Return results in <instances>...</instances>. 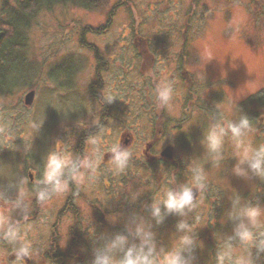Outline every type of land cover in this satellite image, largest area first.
Wrapping results in <instances>:
<instances>
[{
	"label": "rangeland",
	"instance_id": "1",
	"mask_svg": "<svg viewBox=\"0 0 264 264\" xmlns=\"http://www.w3.org/2000/svg\"><path fill=\"white\" fill-rule=\"evenodd\" d=\"M168 2L94 0V6L86 9L74 3L55 4L51 10L42 9L36 14L25 33L24 58L15 56L20 69L16 68L17 73L9 77L11 86L0 92V263L7 260L8 252L27 246L31 263L42 264L39 260L45 248L51 245L56 203H59L53 186L43 181L45 158L50 151H56L73 159L77 153L72 151L73 148L76 150L82 142L79 138L86 136L101 121L103 127L96 128L99 133L83 139L86 157L83 151L81 181L88 180L92 190L90 178L93 172L101 169L111 175L113 164L104 154L111 155L113 145L119 144L121 150L132 153L124 169L118 170L120 176L125 174L120 188L125 194H131L122 202L126 206L123 214H128L125 222L133 219L130 221L133 232L128 229L130 234L135 233L141 222L155 234L157 225L149 221V214L151 203L158 197H151L154 183L149 182L147 170L153 167L154 154L170 148L169 145L178 162L174 166L178 171L183 170L181 175L187 172L186 181L190 183L195 170L201 169L206 177L202 187L205 194L218 199L219 204L220 200L225 202L227 216L222 217V222L233 223V226L238 222L230 216L237 201L240 206L264 209V190L258 192L257 189L263 185L264 177L252 174L246 163L240 166L248 171L247 176L237 175L234 171L245 149L254 150L264 145V103L249 101L252 94L264 89V0H181L180 11L178 8L181 18L173 24L167 18ZM194 10H199V16L195 13L187 22L189 20L184 16L191 15ZM181 23L187 24L184 27ZM169 25H174L170 34L174 29L178 35L183 34L180 43L183 54L187 55L185 64L189 72L186 77L159 74L156 70L163 65L158 67L155 62L149 67L144 58L149 50L156 55L157 48L152 47L156 41L164 42L167 47H178V44L170 45L174 35L165 33ZM148 39L153 40L149 43L151 46L147 44ZM137 41H143L140 42L143 57L138 54ZM145 45L150 48L148 51L144 50ZM95 52L104 60L99 79L95 77ZM174 52L177 53V49ZM58 68L60 71L56 70ZM70 69H76V72L72 74ZM92 84L98 89L100 99L88 90ZM167 84H171L172 96L164 104L155 89L156 85L161 88ZM144 88L149 89L150 99H157L153 107L150 101L147 102L149 98L143 97L142 93L147 92ZM30 90L35 95L32 104L27 106L23 102ZM188 98L190 104L186 108ZM97 100L111 105L110 118L99 117ZM161 103L162 109L158 108L164 114L163 118H173L167 125L161 122L162 114L155 116L157 104ZM243 116L248 118L250 128L241 147L237 148L227 125L238 123ZM179 117L188 118L187 124L184 122L180 128L174 126ZM216 125L225 129L219 156L206 147V136ZM97 157L100 158L98 162ZM101 159L104 165L100 163ZM85 161L95 162V167L85 166ZM31 168L35 172L32 173L33 181L40 179L47 189L44 199L35 191V183L28 182L26 172ZM173 186L169 189L175 190ZM115 194L113 189L107 188L102 195L108 198ZM84 201L77 202L83 211ZM115 203L109 202V205L114 208ZM132 209L136 211L134 215L128 212ZM110 213L115 212L111 209ZM186 213L184 217L189 219L190 215ZM75 218L78 222L73 235L86 245L89 238L85 228L87 219L82 213ZM203 220H193L192 229L198 228ZM90 222L88 220L87 224ZM96 223L88 226L92 233L89 239L101 240L103 231ZM178 223V220L174 221L169 230L177 228ZM113 229L116 228L111 227L109 231L112 233ZM163 229L166 230L165 226ZM253 230L258 239H264V214L258 218V225ZM6 231H15L16 238L9 240ZM165 234H156L160 237L156 240L159 245L161 242L167 246ZM198 234L192 233L193 245L197 243ZM218 235L215 230L211 233L214 240H219ZM234 237L232 240L235 241ZM179 239L176 235L171 246ZM196 250L182 252V256L186 254L188 264L195 261L201 264L202 255ZM238 250L243 257V249ZM162 253L166 251L162 250ZM251 259L256 264H264L261 261L264 254L262 259L259 253L257 258L251 256ZM82 264H92V259L88 258Z\"/></svg>",
	"mask_w": 264,
	"mask_h": 264
},
{
	"label": "flooded vegetation",
	"instance_id": "2",
	"mask_svg": "<svg viewBox=\"0 0 264 264\" xmlns=\"http://www.w3.org/2000/svg\"><path fill=\"white\" fill-rule=\"evenodd\" d=\"M180 1L181 0H172V2L170 3V0H169L168 4H166V6H167L166 10H169L167 18L172 20V21H168V22H170L172 24H173V22L176 21V19H178V21H179L181 18V16L178 14L180 11V7L182 6V4H180ZM66 3H69V2H66ZM66 3H64V4H66ZM60 4H62V3H60ZM194 6H193V9H194ZM0 8H1V5H0ZM178 8H179V11H178ZM195 13H196V15L199 16V10H194L191 15L187 14L184 16V18L186 20H189L187 22H190L192 20V18H194ZM198 16H196V17H198ZM184 18L182 16V21L184 20ZM1 19H4V22L7 21V14H5V12H4V14L2 12H0V21H1ZM178 24H179V22H178ZM186 24L183 23L182 25L185 27ZM1 25H3V23ZM1 27H4V26H1ZM1 27H0V49L2 47V43L6 40L8 41V38L5 37V32ZM173 28H174V25L170 26L167 29L168 32H165V33L170 34V31H172ZM177 29H178V26H177ZM167 30H165V31H167ZM171 35H174V37H171L170 45L178 44V47L177 46L176 47H167V44H165L164 42L162 44H160L161 42L157 43V41L153 42V40L148 39L147 44L150 45L149 43L152 44V42H153L152 47H154L155 49L157 48L156 55L159 54L160 56L156 57V55H154V53H152L150 50L148 51V49H150V48H148L147 45L144 46V50L148 51V55H145V56L142 55L140 48H141V43L144 40L142 42L137 41V43H136L137 47L139 48L138 54H140L142 57L144 56L149 67H151V64L153 65L155 62H156V65L158 67H159V65L160 66L163 65L161 69L157 68V70H156V72L159 74H161V72H163L164 75L167 77H174L176 75H178V77H186L187 76L186 74H188V72H189V70L185 64L186 60H187V55L183 54V51H184L183 46H181V43H180L183 34L178 35V31H176L174 29L173 33L170 34V36ZM175 49H177V53L174 52ZM172 52H174V53H172ZM94 57L96 58V63H95V67H94L95 68V77L97 79H99L101 77L102 70H104L103 66L101 65V63H103L104 60L98 56L97 52H95ZM56 70L60 71L59 68ZM12 71H13L12 69H9V70H7V73H9L11 75L13 73ZM70 71H72V74H74L76 72V69H74V70L70 69ZM165 73H167L168 75H166ZM72 74L70 73L69 76H72ZM169 75H171V76H169ZM6 77H7V75H5V77L1 76V83L2 84H4L3 79ZM72 78H73V76H72ZM7 84H9V83L7 82ZM99 84H98V86H100ZM183 85H185V84H183ZM93 86H94V84H92L91 86H88V90H90V92L92 93V95L95 98L100 99V95H98L99 93L97 92L98 89H95ZM6 87L7 86H4V89H6ZM187 87H189V85H187ZM159 89H160V87L156 85L155 90H159ZM148 90L149 89L144 88V91H147V92L142 93L143 97L144 96H146L147 98L150 97ZM30 91H33V90H30ZM188 92H190V91H188ZM255 94H257V93H255ZM255 94H252L251 97L249 98L250 102H256V100L254 98H252V96H254ZM34 95H35V92H34ZM152 95L154 96V94H152ZM187 96H189V95H187ZM32 101H33V99H32ZM32 101L30 104L29 103L26 104L25 99H24L23 103H25V105L28 106V105L32 104ZM149 101L151 102L150 106L153 107V105L157 102V99H155V97H153L152 99L149 98L147 100V102H149ZM188 104H190L189 98L187 99L186 104H185L186 108H188L187 107ZM158 107L161 108L162 103L159 105L157 104V107H156L157 109L155 111V116L157 114L159 117L160 114H162V113L159 112ZM110 108H111V105L108 104V102L103 103L102 101H100L99 102V110H100L99 117L101 118L104 116L105 118L106 117L110 118V116H111ZM187 114H188V112H187ZM161 116H162L161 122L165 123V125H167L169 123V121L173 119V118H169V116H168V118L166 120V118H163L164 114H162ZM179 118L180 119H179L178 123L174 125V126H178V128L182 127L184 122H186V124H187V121H188V118H187V120L185 119V117H179ZM101 123H102V121L100 122V124L98 126L94 127V129L92 131H88L87 132L88 134L86 136L84 135V134H86V132H84L83 133L84 136L82 138H79V141H82V142L78 143L76 150H75V148H73L74 150H72L74 152L77 151V153L74 155L73 159H70L69 165L64 169V172L61 176V180L66 182L67 187L64 191H62V193L61 192L60 193L55 192V196H56V198H58L59 203L58 204L56 203L57 212L55 215L56 218H55V222L53 225L54 231H52L53 235L51 236L52 241H51L50 247L45 248L44 252L41 254L42 256H41V259L39 260V262H41L42 264H77V263L82 264L83 261H85L88 258L93 260L95 253H96V250L97 249L102 250L104 248V245L108 241L113 239L117 234L125 235L128 238L127 242L125 244V248H127L129 246H133V245L139 247V245L141 244V240L139 239V237L136 236L135 233L130 234L128 231V229H130V232H133V228L130 224V221H133V219H130L129 223L125 222V216L128 214H123V211L126 210V206H124L122 202L125 199V196L127 199L131 196V194L130 193L125 194L123 192V190L120 188L121 187L120 181H121L122 177H124L125 174L121 173V176H120L119 171L116 170V168L112 162L113 153L111 155L109 153L104 154L107 158L109 157L110 161L112 162L110 164H113V165L110 167H111V169H113V172H111V175L103 173L101 169L93 172L91 174L92 178H90V182L92 183V181H93V183H92L93 186H91L93 188L92 190L90 189V184H89L88 180H85L83 182V181H81L82 179L77 180L72 175V173L74 171L79 172V173H81L83 171L84 166L81 162H83V158L86 157V153H85L86 152L85 151L86 143H85V141L83 142V139L86 140V138L87 139L90 138L91 135L95 136V133H99V130H97V129L98 128L101 129L103 127V126H100ZM124 140H125V142H127L126 141L127 137H125ZM169 147L170 148H166L164 150L162 149V151H158V153L154 154V156H155L154 161L155 162L152 164L153 167L148 168V170H147V172H148L147 178L149 177V182L154 183V186H153L154 189L152 192L153 194L151 195L152 198L153 197L156 198V197H160V196L164 197L166 190H168L174 184H175V187L174 186L173 187L175 190L178 189L181 185L189 184V182L186 181L188 178H187V174H185V173H187V172L184 171L183 174L181 175L180 173L183 170L178 171L177 166H174L178 162L175 159V154H174V150L172 149V146L169 145ZM83 151H84L85 157H84ZM100 163H102L103 165L105 164V163H103L102 159H101ZM31 167H34V165L31 164ZM181 168L183 169L182 165H181ZM26 173H27L28 182L35 183V185H34L35 191H37L39 194L42 192L45 193V191H47L46 187H44L43 181H41L40 179L33 181L34 176L32 173H35L34 169L31 168ZM263 182H264V180H263ZM126 186H124V188ZM107 188H108V190L110 189L111 191L113 189L116 193L115 195L108 197L109 199L102 195L103 192H106ZM260 188H262V189H260ZM257 189H258V192L263 191L264 190V183H263V185L260 184V186L257 187ZM192 192H193L194 201L196 203V207L191 211H188L187 209H185V212H188L190 215L189 219H186L184 217L186 215L181 216L179 213L169 212V213L164 214L163 220L160 223H156L155 218L151 215V213L149 214L150 215L149 221H151L152 223H156V225H157L155 227V234L153 235V237L155 239V240H153L154 244H155L154 255L157 257V259H159L160 254L162 253V250L168 252L173 248V246H171V245H172L173 239L176 235L181 237L182 235L185 234L184 230L178 231L177 228L169 230L171 228V226H174V224H173L174 221L177 222V220H178V222H181L184 220V222H187V224L191 226L194 222L193 220L198 221L199 219L200 220L204 219L203 223L198 224V228H193L192 232L188 233V235H190V237L192 236L193 232L199 233L198 235H196L197 243L194 245L191 244L190 249L187 250L186 252L194 251L197 249L196 251H199L200 254L202 255V258H203L201 261V264H219L218 255L224 249L226 243H230L236 252H234V254H233L234 255L233 261H231V262L226 261L225 264H236V257L240 256V253H239L240 251L239 250L237 251L238 248L243 249L242 254H243V257H245V258L249 255V251H250L251 256H253V257L256 256V258H257V255L259 253V255L262 259L264 251H258L257 247L252 246V245L241 244L238 237H236L234 234V226L235 225L233 226V223L231 224L229 222H225V223L222 222V220H221L222 217L227 216V214L224 211V203L225 202L222 203V201L220 200V204H219L217 202L218 199H216L214 197L210 198L209 195L207 196L205 194V191H203L202 188L192 187ZM159 193H161V194L159 195ZM85 194L88 197H86ZM116 196H118V197H117V200L115 201L114 199L116 198ZM83 200H85L83 202L84 211L82 210L81 207H78L79 203H77L78 201L80 202ZM109 202H116L113 205L114 208H112V206L109 205ZM153 202H155V201H153ZM19 206H21V205H19ZM160 207H161V211L164 212V205L162 203H161ZM111 209L114 210L115 213H110ZM128 212H131L132 215H134V213L136 211L134 209H132V210H128ZM79 213L84 214L87 221L91 220L90 224H92L93 222H97L96 224H98L99 227L102 228L101 231H103V239L100 240L99 238L96 239L93 237L91 239H89L90 235L92 233H91V230L89 229L90 224L89 223L87 224V221H86L85 228L87 230V232H86L87 237L89 235V238H87L88 242L86 245H84V243H80L79 239H77L73 235V232L76 233V231H75L76 227H77L76 224L78 222V219H76L75 216ZM139 214L140 213H138L136 215L139 216ZM23 215L24 214H22V217H23ZM93 217H94L95 221H93ZM126 217H128V216H126ZM182 217H183V219H181ZM114 218L116 219L115 221H114ZM20 220H22V218ZM161 224H163V225H161ZM158 225H161V226H158ZM60 226L63 228H66V229L63 230L60 228ZM164 226H165L166 230L163 229ZM200 226H202V227H200ZM111 227L116 228L115 230L114 229L112 230V233L109 231V229H111ZM66 230H67V232H70V234L67 232L65 233ZM214 230L217 234L219 233V235H218L219 240H216V239L214 240V238L211 236V233L214 232ZM113 231H114V233H113ZM253 231H256V230H253ZM62 233H65V235ZM109 233H111V235ZM159 233L160 234L166 233L165 235H167V242H166L167 246L161 242L159 245V243L156 242L157 239H160L159 236H156V234H159ZM261 233H263V232H261ZM66 235H67V239L64 240ZM233 237H234L235 241L232 240ZM75 238H76V240H75ZM260 239H262V238H260ZM53 240H55V242ZM71 242L75 243L76 245L73 246L71 244ZM146 247L147 246H145V248ZM116 255L122 256L123 252L118 251L116 253ZM185 255L186 254H184L183 256H184V259L186 260ZM78 257H80V258H78ZM23 260H24L25 264H32L31 263L32 261L30 260L29 256L23 257ZM261 261H262V263H264L263 259ZM0 264H17V262H16V249H13V251L8 252L7 260L3 261V263H0ZM186 264H188V263L186 262ZM194 264H196V261ZM254 264H256V263H254Z\"/></svg>",
	"mask_w": 264,
	"mask_h": 264
},
{
	"label": "clouds",
	"instance_id": "3",
	"mask_svg": "<svg viewBox=\"0 0 264 264\" xmlns=\"http://www.w3.org/2000/svg\"><path fill=\"white\" fill-rule=\"evenodd\" d=\"M172 96L171 84H167L158 90V99L167 104ZM111 102V100H109ZM232 136L236 140L237 148L241 147L243 137L250 128V122L246 116L241 117L238 123H229L227 125ZM225 135V129L220 125L211 128L206 136V147L209 152L219 156L222 137ZM113 153L112 162L117 170H123L128 163V158L132 154L129 150H121L119 144L111 147ZM97 157V161H99ZM70 158L68 155H62L56 151H50L45 158V170L43 174V181L51 184L55 192L60 193L67 187L65 181L61 180L64 169L69 165ZM85 166L95 167L94 163L84 162ZM247 164L248 170L258 177H264V145L257 149H245L240 156V160L234 171L237 175L247 176L246 171L240 165ZM72 175L81 180L82 177L79 172L74 171ZM206 184V177L201 169H196L193 179L189 184L181 185L178 189L166 190L164 197H158L151 205V215L155 218L156 223L163 220L164 214L169 212L179 213L181 216L186 215L185 209L188 211L196 207L194 201L192 187L202 188ZM45 193H40V198H45ZM161 203L164 205V212L161 211ZM264 214V209L259 206L247 205L240 206L239 201L234 205L230 216L235 218L238 222L234 226V234L240 240L241 244L252 245L257 247L258 251H264V239H258L253 229L258 225V218ZM177 230H184L185 234L180 237L173 248L162 253L157 259L154 255L155 244L153 241L154 233L141 222L135 228V234L141 240L139 247L129 246L125 248L127 237L122 234H117L113 239L108 241L104 248L97 249L92 264H186V260L182 256V252L190 249L192 239L188 233L192 232V226L186 222L181 221L177 224ZM6 236L9 240L16 238L15 231H6ZM145 246H147L145 248ZM122 251V256H117L116 253ZM235 249L230 243H226L224 249L219 253V264H225L226 261H233ZM31 256V252L27 246H21L16 249L17 264H25L23 257ZM236 264H254L251 259V253L245 257L237 256Z\"/></svg>",
	"mask_w": 264,
	"mask_h": 264
},
{
	"label": "trees",
	"instance_id": "4",
	"mask_svg": "<svg viewBox=\"0 0 264 264\" xmlns=\"http://www.w3.org/2000/svg\"><path fill=\"white\" fill-rule=\"evenodd\" d=\"M69 2L71 4L78 5L82 8H90L93 5L94 0H3L1 3L0 12L7 14V21L4 19L0 21V27H3L5 37L8 41L2 43L0 49V91H6L7 87L11 86L9 77H13L16 74V70L20 69L18 64L15 63L16 55H19L18 59H21L23 48L25 47L26 36L25 33L28 30L31 22L35 20L36 14L42 9L51 10L55 4H64ZM3 25H1L2 23ZM22 57H21V56ZM15 57V58H14ZM24 58V57H23ZM11 60V61H10ZM14 67V68H12ZM17 68V69H16ZM12 69L13 73L10 75L7 70ZM15 71V72H14ZM4 84L1 83V76ZM13 79V78H12ZM4 86H7L4 89ZM258 103H264V89H261L257 94L252 96Z\"/></svg>",
	"mask_w": 264,
	"mask_h": 264
},
{
	"label": "water",
	"instance_id": "5",
	"mask_svg": "<svg viewBox=\"0 0 264 264\" xmlns=\"http://www.w3.org/2000/svg\"><path fill=\"white\" fill-rule=\"evenodd\" d=\"M33 96H34V92L33 91H29L27 93V95L25 96V103L26 104H28V103L30 104L32 99H33Z\"/></svg>",
	"mask_w": 264,
	"mask_h": 264
},
{
	"label": "bare ground",
	"instance_id": "6",
	"mask_svg": "<svg viewBox=\"0 0 264 264\" xmlns=\"http://www.w3.org/2000/svg\"><path fill=\"white\" fill-rule=\"evenodd\" d=\"M58 4V3H57ZM61 5H64V4H61ZM55 6V5H54ZM45 9H46V7H45ZM47 10V9H46ZM4 92V91H3ZM24 99H25V97H24Z\"/></svg>",
	"mask_w": 264,
	"mask_h": 264
}]
</instances>
